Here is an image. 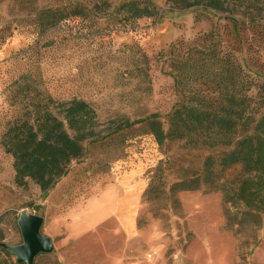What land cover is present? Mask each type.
<instances>
[{"label":"rangeland","instance_id":"374dc122","mask_svg":"<svg viewBox=\"0 0 264 264\" xmlns=\"http://www.w3.org/2000/svg\"><path fill=\"white\" fill-rule=\"evenodd\" d=\"M108 1L111 8L97 12L96 0H0V22L11 23L13 29L0 45V134L18 110L9 104L4 88L27 71L37 75L40 87L53 99L87 101L102 129L100 140L85 143V156L72 162L45 196L30 180L23 187L14 183L13 159L0 145L2 242L20 245L17 220L38 214L43 218L40 233L51 240L52 251L37 255L32 264H264L263 230L255 240L226 231L220 192L171 191L178 181L201 177L205 158L231 146L190 148L176 141L159 147L142 132L124 131L115 138L107 131L112 119L134 120L151 113H157L167 129L169 115L182 97L168 75L169 59L158 54L172 43H191L208 32L234 54L250 79L248 94L258 119L264 110L263 6L248 2L234 3L227 12L200 5L177 10L168 0H149L160 9L161 18L124 25L116 8L127 0ZM75 5L83 8L82 17L38 33L32 19L39 12ZM143 52L148 57L146 71H141ZM158 167L163 171L160 180L153 177ZM239 170L233 166L223 177L230 180ZM110 184L123 187L129 196L140 194L132 231L124 235L118 222L110 220L78 234L87 201L94 203Z\"/></svg>","mask_w":264,"mask_h":264},{"label":"trees","instance_id":"16d2710c","mask_svg":"<svg viewBox=\"0 0 264 264\" xmlns=\"http://www.w3.org/2000/svg\"><path fill=\"white\" fill-rule=\"evenodd\" d=\"M264 0H168L171 9L184 10L202 6L227 12L234 3ZM108 0H96L94 9L106 12ZM170 9V10H171ZM83 8L49 9L32 19L38 33L83 16ZM124 25L142 18L160 19V9L149 0H127L116 8ZM2 22V21H1ZM0 22V45L13 35L11 23ZM168 58V75L182 100L172 109L164 129L159 115L151 113L139 119L119 117L108 122V134L120 137L124 131L142 132L163 147L181 141L190 148L230 147L217 156H207L201 177L181 180L172 193L187 190L218 191L224 229L236 236L264 232V110L258 119L248 94L252 83L234 54L212 32L193 42L178 41L158 54ZM141 71L149 69L148 57L142 53ZM4 90L15 115L6 120L0 145L13 159L14 183L23 187L30 180L45 196L64 177L70 164L86 154L85 143L98 141L102 132L95 109L85 100H55L39 85V78L27 71L10 82ZM252 128V134L248 131ZM239 166V173L227 180L223 173ZM158 167L154 178L161 179ZM0 236V242H2ZM255 242V241H254ZM0 264H15L9 252L0 247ZM23 264V263H20Z\"/></svg>","mask_w":264,"mask_h":264},{"label":"crops","instance_id":"0c3cea01","mask_svg":"<svg viewBox=\"0 0 264 264\" xmlns=\"http://www.w3.org/2000/svg\"><path fill=\"white\" fill-rule=\"evenodd\" d=\"M111 185V184H110ZM134 192V191H133ZM128 199H127V198ZM140 197V194L129 196L126 191L118 189V186L111 185V187H105L102 193L96 197L98 200H88L86 206L88 207V213L80 222L78 226V234L86 229V227L94 226L101 222H109L110 220H116L120 231L125 235L132 231L133 207L136 199ZM94 205V207L90 206ZM122 227H125L124 229ZM62 264H68V262L62 261ZM70 264H83L81 262L71 261ZM90 264V263H88ZM107 264H115L108 261Z\"/></svg>","mask_w":264,"mask_h":264},{"label":"water","instance_id":"95a60500","mask_svg":"<svg viewBox=\"0 0 264 264\" xmlns=\"http://www.w3.org/2000/svg\"><path fill=\"white\" fill-rule=\"evenodd\" d=\"M42 222L43 218L38 214L20 216L17 225L22 243L13 246L0 242V247L6 249L18 264H32L37 255L48 254L52 251L51 240L40 233Z\"/></svg>","mask_w":264,"mask_h":264}]
</instances>
